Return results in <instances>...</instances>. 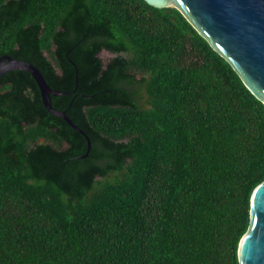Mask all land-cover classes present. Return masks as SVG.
Listing matches in <instances>:
<instances>
[{
  "label": "trees",
  "instance_id": "trees-1",
  "mask_svg": "<svg viewBox=\"0 0 264 264\" xmlns=\"http://www.w3.org/2000/svg\"><path fill=\"white\" fill-rule=\"evenodd\" d=\"M112 55L107 61L101 52ZM0 264H239L264 104L176 7L0 0Z\"/></svg>",
  "mask_w": 264,
  "mask_h": 264
},
{
  "label": "water",
  "instance_id": "water-1",
  "mask_svg": "<svg viewBox=\"0 0 264 264\" xmlns=\"http://www.w3.org/2000/svg\"><path fill=\"white\" fill-rule=\"evenodd\" d=\"M155 8L175 7L168 0L152 3ZM209 45L236 71L247 89L264 104V0H171ZM27 72L34 79L45 109L63 119L85 137L87 153L89 139L65 116L48 103V95L60 96L49 88L43 76L32 64L0 58V76L11 72ZM249 227L238 245L239 264H264V182L250 198Z\"/></svg>",
  "mask_w": 264,
  "mask_h": 264
},
{
  "label": "rangeland",
  "instance_id": "rangeland-1",
  "mask_svg": "<svg viewBox=\"0 0 264 264\" xmlns=\"http://www.w3.org/2000/svg\"><path fill=\"white\" fill-rule=\"evenodd\" d=\"M168 1L170 2V4H171L172 6L177 7V5H176L173 1H171V0H168ZM99 56H100V57L102 58V60H104V61H107L108 59H110V58L112 57L111 54H109V53H107V52H105V51L101 52Z\"/></svg>",
  "mask_w": 264,
  "mask_h": 264
},
{
  "label": "bare ground",
  "instance_id": "bare-ground-1",
  "mask_svg": "<svg viewBox=\"0 0 264 264\" xmlns=\"http://www.w3.org/2000/svg\"><path fill=\"white\" fill-rule=\"evenodd\" d=\"M152 3H160L158 0H150Z\"/></svg>",
  "mask_w": 264,
  "mask_h": 264
}]
</instances>
